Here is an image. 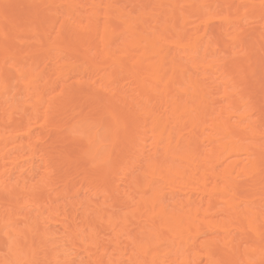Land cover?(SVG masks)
I'll use <instances>...</instances> for the list:
<instances>
[{"label": "bare ground", "instance_id": "1", "mask_svg": "<svg viewBox=\"0 0 264 264\" xmlns=\"http://www.w3.org/2000/svg\"><path fill=\"white\" fill-rule=\"evenodd\" d=\"M0 264H264V0H0Z\"/></svg>", "mask_w": 264, "mask_h": 264}]
</instances>
